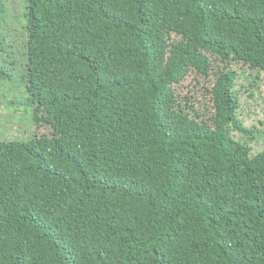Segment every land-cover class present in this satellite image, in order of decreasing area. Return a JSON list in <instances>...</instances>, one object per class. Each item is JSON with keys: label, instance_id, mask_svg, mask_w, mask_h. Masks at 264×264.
<instances>
[{"label": "trees", "instance_id": "trees-1", "mask_svg": "<svg viewBox=\"0 0 264 264\" xmlns=\"http://www.w3.org/2000/svg\"><path fill=\"white\" fill-rule=\"evenodd\" d=\"M21 17L36 134L0 142V264H264V152L231 68L264 72V0H24ZM192 73L215 78L213 116L180 101Z\"/></svg>", "mask_w": 264, "mask_h": 264}, {"label": "rangeland", "instance_id": "rangeland-1", "mask_svg": "<svg viewBox=\"0 0 264 264\" xmlns=\"http://www.w3.org/2000/svg\"><path fill=\"white\" fill-rule=\"evenodd\" d=\"M24 0H6L3 10L0 7V34L4 29L8 30L9 38L7 42H14V51L20 54L23 43V29H22V9ZM3 11L5 13L3 14ZM6 17L5 21L4 17ZM20 57V58H19ZM16 56L17 60L10 58L3 59L0 57V67L4 70L5 75L0 74V142L27 140L34 138L36 134L35 121L31 114H29L24 107L22 97L24 96L22 88L23 71L26 66V58L21 54ZM214 66L218 69L224 66V63L213 59ZM237 67L238 76L235 82V92L239 97L240 109L238 115L245 127L254 132L256 138L250 141L253 154L264 152V72H256L259 78L252 77L249 73L242 72L240 67L242 64L234 66ZM244 70V69H243ZM212 76L210 79L201 78L196 74H191L189 77L177 88L180 101L187 96H196L195 109L198 113H206L207 117L213 116L214 110L212 108V101L206 93V89L213 86L214 81ZM205 94V95H204ZM131 96V92L127 94ZM138 101H147L142 98L143 93L138 95ZM127 100H132L131 97ZM183 102V101H182ZM22 104V105H21ZM183 104H185L183 102ZM137 109L129 114L125 119L130 121L135 119L131 125H136L138 131L143 132L150 129L149 125V107L148 104L139 106ZM142 109V110H141ZM126 121V120H125ZM122 125L124 123L122 122ZM124 127H127L126 124ZM50 129V128H49ZM49 129H45L50 133ZM259 133L258 135H256ZM236 140H243L244 135L238 132H233Z\"/></svg>", "mask_w": 264, "mask_h": 264}]
</instances>
